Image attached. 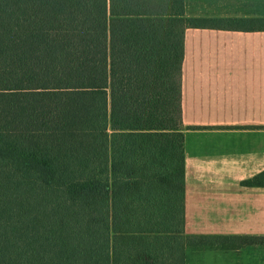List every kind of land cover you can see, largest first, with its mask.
I'll list each match as a JSON object with an SVG mask.
<instances>
[{
    "label": "trees",
    "instance_id": "obj_1",
    "mask_svg": "<svg viewBox=\"0 0 264 264\" xmlns=\"http://www.w3.org/2000/svg\"><path fill=\"white\" fill-rule=\"evenodd\" d=\"M184 10L0 0V264H184L186 248L264 246L185 234L181 107L185 31L264 32V17Z\"/></svg>",
    "mask_w": 264,
    "mask_h": 264
},
{
    "label": "crops",
    "instance_id": "obj_2",
    "mask_svg": "<svg viewBox=\"0 0 264 264\" xmlns=\"http://www.w3.org/2000/svg\"><path fill=\"white\" fill-rule=\"evenodd\" d=\"M189 1L187 18H261ZM181 94L185 234L264 237V187L244 185L264 173V32L186 30ZM184 264H264V246L186 248Z\"/></svg>",
    "mask_w": 264,
    "mask_h": 264
},
{
    "label": "rangeland",
    "instance_id": "obj_3",
    "mask_svg": "<svg viewBox=\"0 0 264 264\" xmlns=\"http://www.w3.org/2000/svg\"><path fill=\"white\" fill-rule=\"evenodd\" d=\"M204 0H190L189 6L191 8H199L198 14L204 15L206 12V8H209L207 4H203ZM232 2V11L231 15L237 16H249V15H256L264 17V0H247L245 5L242 0H231ZM241 4L240 8L236 7V4Z\"/></svg>",
    "mask_w": 264,
    "mask_h": 264
}]
</instances>
